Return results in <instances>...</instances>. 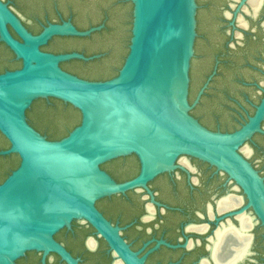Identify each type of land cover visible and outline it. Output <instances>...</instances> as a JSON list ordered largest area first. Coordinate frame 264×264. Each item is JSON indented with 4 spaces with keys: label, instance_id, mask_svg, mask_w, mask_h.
<instances>
[{
    "label": "water",
    "instance_id": "1",
    "mask_svg": "<svg viewBox=\"0 0 264 264\" xmlns=\"http://www.w3.org/2000/svg\"><path fill=\"white\" fill-rule=\"evenodd\" d=\"M131 5L127 52L115 77L86 80L60 68L88 63L100 55L51 54L49 40L87 38L105 27L77 30L69 21L29 33L0 1V43L20 63L0 74V136L8 144L0 157L15 155V170L0 184V264H15L28 252L57 255L76 264L53 236L74 220L86 222L123 264H143L96 209L102 198L142 188L171 172L189 156L223 172L241 189L247 207L264 229L262 179L238 153L253 134L264 135V98L253 118L233 133L201 126L188 104L190 60L195 34V0H128ZM8 28L15 34L14 39ZM37 100H54L79 115V124L59 140H49L27 122ZM134 155L138 175L116 183L101 166Z\"/></svg>",
    "mask_w": 264,
    "mask_h": 264
},
{
    "label": "flooded vegetation",
    "instance_id": "2",
    "mask_svg": "<svg viewBox=\"0 0 264 264\" xmlns=\"http://www.w3.org/2000/svg\"><path fill=\"white\" fill-rule=\"evenodd\" d=\"M0 1L32 35L49 24L68 21L79 31L104 25L103 30L87 38L54 37L40 48L51 54L101 56L88 63L60 64L71 75L94 80L66 66L73 64L89 72L96 61L99 67L114 71L119 66L116 62L123 59L120 51L127 47L131 20L128 0ZM195 3L196 37L189 68L188 104L200 96L190 115L209 131L230 134L254 117L264 98V0L256 11L249 0ZM8 31L17 40L10 28ZM106 38L110 45L103 51L99 43ZM107 59H112L108 65ZM19 67L14 55L0 43V74ZM52 101H34L25 113L29 125L47 139L52 123L49 129L37 128L33 104L43 103L46 110L53 106ZM259 128L264 132V117ZM7 149V142L0 136V152ZM238 153L264 186V135L253 134ZM18 162L15 155L0 157V184ZM175 166L148 182L146 190L132 189L95 203L105 220L117 228L127 248L143 259V264H227L240 248L244 256L232 264H264V229L235 182L189 156L178 157ZM100 168L119 184L139 173L134 155L111 160ZM218 236L222 242L216 252ZM53 239L76 264H123L86 222L72 221L69 229L59 230ZM41 260V253L28 252L15 264H42ZM44 264L65 263L50 253Z\"/></svg>",
    "mask_w": 264,
    "mask_h": 264
},
{
    "label": "trees",
    "instance_id": "3",
    "mask_svg": "<svg viewBox=\"0 0 264 264\" xmlns=\"http://www.w3.org/2000/svg\"><path fill=\"white\" fill-rule=\"evenodd\" d=\"M109 40L106 38L104 41L100 42V46L102 50L106 51L108 46L110 45ZM117 52V51H116ZM122 57L126 54V48L120 51ZM108 58V57H107ZM112 59H107V63H110ZM123 59L121 61H117L116 65L119 66L116 70H110L106 67H99L96 61H94V65L91 66V70L89 72H85L84 75H89L91 78L97 81L98 80H108L117 74V70L120 68ZM97 70V71H96ZM53 106L48 107V109L43 110V103H34L33 111L36 113V120L34 122L37 124V128L43 129V125H49L52 123V128H48L47 131L49 140H59L65 137L69 131H71L74 127L79 124V115L76 111L71 109L69 106L62 105L59 102L52 101ZM29 113V112H28ZM51 122V123H50ZM64 122V124H62Z\"/></svg>",
    "mask_w": 264,
    "mask_h": 264
},
{
    "label": "bare ground",
    "instance_id": "4",
    "mask_svg": "<svg viewBox=\"0 0 264 264\" xmlns=\"http://www.w3.org/2000/svg\"><path fill=\"white\" fill-rule=\"evenodd\" d=\"M261 1H262V0H249V4H250L251 8H252L254 11H256V10L258 9V7L260 6ZM248 220H249L248 222L250 223V219H248ZM240 221H241V219H240ZM250 226H251V225H250ZM237 238H239V237H237ZM219 241H220V236H218V242H219ZM221 242H222V239H221V241L218 243V246H217L216 252L218 251V248L220 247ZM236 251H237V253H236L234 256H232V258L229 260V262H228L227 264L235 263V262H237L238 260H241V259L243 258V256H244V251L241 250V248L238 249V250H236Z\"/></svg>",
    "mask_w": 264,
    "mask_h": 264
},
{
    "label": "rangeland",
    "instance_id": "5",
    "mask_svg": "<svg viewBox=\"0 0 264 264\" xmlns=\"http://www.w3.org/2000/svg\"><path fill=\"white\" fill-rule=\"evenodd\" d=\"M126 52H127V49H126ZM124 58V57H123ZM108 65V63H106ZM67 68H70V69H77L79 70L81 73H85V69H81L82 67H78V66H75L73 64H68L66 66ZM62 124H64V122H62ZM43 129H48L47 125H43Z\"/></svg>",
    "mask_w": 264,
    "mask_h": 264
}]
</instances>
